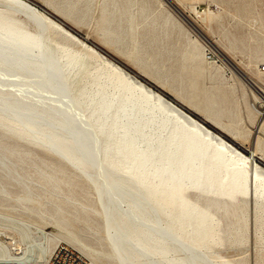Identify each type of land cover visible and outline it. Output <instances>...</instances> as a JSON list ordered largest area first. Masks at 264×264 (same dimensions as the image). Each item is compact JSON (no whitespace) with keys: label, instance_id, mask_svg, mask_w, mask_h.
Wrapping results in <instances>:
<instances>
[{"label":"bare ground","instance_id":"1","mask_svg":"<svg viewBox=\"0 0 264 264\" xmlns=\"http://www.w3.org/2000/svg\"><path fill=\"white\" fill-rule=\"evenodd\" d=\"M92 1L69 2L85 17ZM176 5L102 0L105 42L125 47L135 70L47 6L0 0V221L18 235L8 246L0 233V262L44 263L69 244L94 264H240L220 253L246 245L251 209L264 264V166L257 160H264V89L227 57L230 46L210 41L209 49L197 36L184 55L190 95L163 84L165 69L143 50L137 30L188 37L182 17L205 38ZM219 62L258 91L246 89L262 115L248 153L223 135L232 128L222 122L228 97L199 86ZM32 146L58 160L40 158ZM90 213L101 218L107 249L70 229Z\"/></svg>","mask_w":264,"mask_h":264},{"label":"rangeland","instance_id":"2","mask_svg":"<svg viewBox=\"0 0 264 264\" xmlns=\"http://www.w3.org/2000/svg\"><path fill=\"white\" fill-rule=\"evenodd\" d=\"M38 5L47 6L49 11H55L59 15L65 17L68 22L79 30L82 36L89 35L93 43L104 46V48L129 65L130 68L139 69L136 62L129 58L128 50L122 46L113 45L112 42H105L107 38L102 34L104 24L108 19L104 16L101 19V2L102 0H93L90 5V12L82 16L81 13L74 11L70 2L71 0H31ZM86 3L87 0H82ZM176 7L195 21L197 26L205 34V38L200 36L181 16L184 25V32L188 33V37L180 36L178 30L170 31L169 36L163 37V29L157 27V36H154V26L138 27V40L141 47L147 55L158 65L164 67L165 75H159L161 82L167 84L168 88L176 95L188 97L190 94L189 78L185 76L187 69H184L185 60L184 55L195 36L198 37V42L201 46H208L209 42L217 45L230 46L231 52H227V57L233 60L245 73L253 78L260 87L264 89V76L259 73V67L264 65V0H170ZM172 8V6H171ZM174 10V8H172ZM176 12V10H174ZM198 12H202L201 17L197 16ZM178 14V13H177ZM127 22H124V26ZM155 37V38H154ZM195 37V38H194ZM154 39V40H153ZM153 40V41H152ZM191 40V41H190ZM75 49H80L79 46L72 45ZM76 46V47H75ZM209 54V52H208ZM214 59H217V54ZM225 62H219L211 67L206 73V77L200 79V87L206 83L209 92H214L217 96L223 98L225 95L227 99V107L225 114L222 117L224 124H232L231 130L224 131V137L241 149L244 153H248L254 140L257 139L255 135V127L260 122L262 115L261 111L256 107L254 97L248 94V90L258 94V91L248 83L244 86L243 82L237 78H230V71L227 69ZM223 66L222 69L217 70L216 66ZM226 66V67H225ZM177 67V68H176ZM146 70H151L145 67ZM170 72L174 73L173 80L175 84H170ZM218 72V73H217ZM214 75V76H213ZM191 77V75H190ZM179 79L183 82L180 84ZM236 80V81H235ZM204 81V82H203ZM246 81V80H245ZM231 84V85H230ZM238 84V85H237ZM216 86V87H215ZM229 86V87H228ZM248 89V90H246ZM178 92V93H177ZM233 93V94H232ZM245 98L242 99V96ZM170 97L169 95H167ZM171 98V97H170ZM241 99V100H240ZM260 112H259V111ZM197 117L194 113H192ZM248 116V117H247ZM249 118V119H248ZM202 120V119H200ZM206 125L217 131L210 123ZM255 126V127H254ZM236 130V131H235ZM239 131V133H238ZM254 139V140H253ZM11 142V140H8ZM253 141V143H252ZM264 146V144H263ZM36 149V153L42 159L49 161H57L58 158L42 149L32 146ZM258 163L264 166V160L258 156ZM68 169L72 170L68 165ZM84 184V179L81 178L80 185ZM11 190L14 194H20V190L16 186H12ZM22 194V193H21ZM90 201H95L92 195ZM51 208L50 206H47ZM253 213V214H252ZM252 214V215H251ZM84 221L72 223L70 229L75 233H86L88 235L87 241L97 248L107 249L104 241L103 229L99 228L101 218L97 214L90 213L89 217L82 215ZM253 218V219H251ZM41 225L44 232L56 233V228L53 223L40 218L34 219ZM250 229L249 239L244 247H228L221 251V255L234 261L235 263L246 264H261L259 262V248L257 245V233L254 225V212L250 209ZM43 221V222H42ZM0 221V226L2 222ZM48 223V224H47ZM253 224V225H251ZM0 227V233L6 232L7 238H4L5 244L12 245V238L18 240V235L12 231L5 230ZM54 227V228H53ZM92 229V230H91ZM7 240V241H6ZM68 245L69 244H64ZM77 250L75 247L70 246ZM244 248V249H243ZM246 248V249H245ZM81 253L91 264H94L90 258ZM228 251V252H227ZM101 264H107L104 260Z\"/></svg>","mask_w":264,"mask_h":264},{"label":"built area","instance_id":"3","mask_svg":"<svg viewBox=\"0 0 264 264\" xmlns=\"http://www.w3.org/2000/svg\"><path fill=\"white\" fill-rule=\"evenodd\" d=\"M215 57L209 54L208 58L211 60ZM259 71L264 73V65L259 67ZM0 264H91L81 253L68 245H60L56 248L52 256L44 263H15L4 262Z\"/></svg>","mask_w":264,"mask_h":264},{"label":"water","instance_id":"4","mask_svg":"<svg viewBox=\"0 0 264 264\" xmlns=\"http://www.w3.org/2000/svg\"><path fill=\"white\" fill-rule=\"evenodd\" d=\"M165 1H167V2H168V1H170V0H165ZM170 2H171V1H170ZM171 3H172V2H171ZM165 96H166L167 98H170V97H168L167 95H165Z\"/></svg>","mask_w":264,"mask_h":264}]
</instances>
